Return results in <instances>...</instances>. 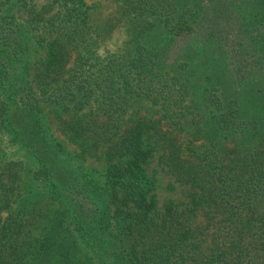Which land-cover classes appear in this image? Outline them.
Returning <instances> with one entry per match:
<instances>
[{"label": "trees", "instance_id": "trees-1", "mask_svg": "<svg viewBox=\"0 0 264 264\" xmlns=\"http://www.w3.org/2000/svg\"><path fill=\"white\" fill-rule=\"evenodd\" d=\"M0 264H264V0H0Z\"/></svg>", "mask_w": 264, "mask_h": 264}, {"label": "rangeland", "instance_id": "rangeland-1", "mask_svg": "<svg viewBox=\"0 0 264 264\" xmlns=\"http://www.w3.org/2000/svg\"><path fill=\"white\" fill-rule=\"evenodd\" d=\"M24 15L20 14L22 18ZM20 22V19H17ZM192 45H194L192 43ZM194 49L197 47L194 46ZM179 49H174L172 54H176ZM47 125L52 132L53 136L62 142L66 146V148L74 152L76 151L75 145L69 143L57 130L56 123L50 116L46 117ZM160 149L154 152V156L151 158L148 164V171L151 175L156 179V201L157 206L162 208L165 201L172 200L174 203L179 205H184L187 203L188 190L187 188L175 180V178L168 172L166 166L162 162L161 156L163 155V149L159 146ZM87 163L92 164L95 167L100 168L101 163L95 160H89ZM203 217L202 215H197V222L202 223Z\"/></svg>", "mask_w": 264, "mask_h": 264}, {"label": "clouds", "instance_id": "clouds-1", "mask_svg": "<svg viewBox=\"0 0 264 264\" xmlns=\"http://www.w3.org/2000/svg\"><path fill=\"white\" fill-rule=\"evenodd\" d=\"M109 49H110V51L114 54L115 53V51H116V49L115 48H113L111 45H109ZM98 54L99 55H101V56H104V50L103 49H100L99 50V52H98Z\"/></svg>", "mask_w": 264, "mask_h": 264}]
</instances>
